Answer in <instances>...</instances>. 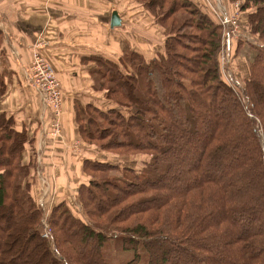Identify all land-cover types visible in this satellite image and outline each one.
Listing matches in <instances>:
<instances>
[{
  "label": "trees",
  "instance_id": "trees-1",
  "mask_svg": "<svg viewBox=\"0 0 264 264\" xmlns=\"http://www.w3.org/2000/svg\"><path fill=\"white\" fill-rule=\"evenodd\" d=\"M138 2L162 52L90 57L110 107L74 103L82 141L128 162L85 160L89 222L39 204L36 137L0 112V264H264V0L241 6L261 43L243 81L225 77L224 26L201 0Z\"/></svg>",
  "mask_w": 264,
  "mask_h": 264
},
{
  "label": "crops",
  "instance_id": "crops-1",
  "mask_svg": "<svg viewBox=\"0 0 264 264\" xmlns=\"http://www.w3.org/2000/svg\"><path fill=\"white\" fill-rule=\"evenodd\" d=\"M133 1L138 15L144 16L143 5L138 0ZM127 2L129 0H0V112L14 117L18 129L26 128L29 135L36 137L35 151L39 149L38 139L43 145H50L52 151L65 152L73 142L77 150H81L77 143L86 145V149L95 148L82 141L75 121V102L89 104L103 97V93L94 89L95 62L89 56H81V52L98 48L99 23L106 35L124 32L125 22L120 29L111 28V16L115 11L123 16L119 8ZM136 23L145 22L137 18ZM36 46L41 49H34ZM41 50H45L47 58H52L57 70L65 72L60 76L64 85L78 94L71 103L64 104L59 138H52L48 129H44L50 120V110L29 78L31 58ZM82 96L89 99L82 101ZM78 157L73 158L74 165L80 167L77 174L85 177L83 165L87 159ZM58 159L66 161L63 157ZM54 194L53 191V200Z\"/></svg>",
  "mask_w": 264,
  "mask_h": 264
},
{
  "label": "rangeland",
  "instance_id": "rangeland-1",
  "mask_svg": "<svg viewBox=\"0 0 264 264\" xmlns=\"http://www.w3.org/2000/svg\"><path fill=\"white\" fill-rule=\"evenodd\" d=\"M201 1L214 11L217 16L216 18L222 26L223 24H225V20L228 21V25L230 26L227 28L223 27L224 29L222 31L224 34V38L222 39L225 42L223 56L226 60L225 64L222 63V67L226 71L225 77L227 78V80L236 79L237 81H243L244 76L248 75V63L252 61L257 54V50L254 49L261 45L260 41H258L257 39L252 40V38L247 36L248 30L250 29L248 27L249 25L247 24L246 15H243V13L241 12V8L238 9L239 15L235 13V7L239 6L240 4L242 5L243 0H236L234 3H229L228 0L227 2L225 0ZM215 2L217 4L219 3L217 5L218 8H222L223 10H225L227 14L226 16L220 17V14L218 13L219 11L217 12ZM134 3L135 2L133 0H129V2H127L125 6H121L119 8L122 11L123 15L120 16V18L122 22H125V29L123 30L124 32L121 31V33L117 32L118 34L115 33L113 35H106L102 30H100V28L103 29L104 27L99 23L98 48L96 50H82L81 56H89L88 58L93 56H100L117 61L125 51L121 49L125 48L136 49L134 51L143 54L146 57H154L159 52H162V46L164 44L165 38L162 36V34H160V27L156 25L155 17L147 12V9H145L144 16L138 15L139 10ZM100 10L101 9H99L98 11L99 16L102 13V11ZM137 18L143 19L145 23L137 24ZM193 38L194 37H190L189 42L197 44L196 42H198V40ZM38 46H36L34 49L40 50L41 48H38ZM101 48H104L106 50H100ZM44 51L41 50L35 53H39L41 55V58L56 76V80L58 82L57 89L60 92V106L57 109L60 112L59 115H57L53 110L56 108L51 103L54 102L55 99L49 96V92L47 90H44L45 87L41 86L43 83H45L40 76V71H43V67L39 62H34L35 53L31 58L28 73L31 84L39 93L45 106L50 110V120L48 124L44 126V129H48L47 132L52 136V138H59L60 130L62 129L61 122L62 119H64L63 114H65V111L63 110L64 104L71 103L72 98L75 95V97H77L78 94H75L76 90L69 89L64 85L63 78L60 76L65 72H60L59 70H57L52 58H47V56L44 54ZM98 98L99 99H95L91 102L95 103L98 107L104 105L105 108L110 107V104L104 97ZM87 99H89V97L82 96L81 98L82 101H87ZM49 103L51 107L49 106ZM74 143L75 142H73L71 146L66 147L65 152H60L52 151L50 149V145H43L42 141L38 139V151L36 150V152L35 148L33 151H31L30 148L28 149V152H33V162L35 165V167H33L34 171L32 174L31 183L35 185L36 195L39 197V201L45 194V190L51 193V184L52 189L55 192L54 198H56L55 200L48 199L47 204L45 205L47 209H50L51 211V209L58 202L68 201L74 208L75 214L79 218H82L86 222H89L82 204L78 198L79 187L82 183L86 182V177H82L81 173L80 175L77 174V171L80 170V167L78 165H74L73 158H77L79 156L78 158L80 160L88 159L102 163L110 162L114 165H119L121 168H124L125 164H127L128 162L105 154L101 150L96 148L86 149V147L84 148V146L86 145L81 143H77V146L79 145L78 148H81V150H77L76 143ZM61 157L66 158V161L63 162L61 159H58ZM121 161L123 162L121 163ZM137 166H139V164H137ZM120 176V172L111 173V178ZM73 196H75V198H72ZM45 201L46 199L42 202L43 207ZM125 258L126 257L123 254L119 255L120 261H123V259Z\"/></svg>",
  "mask_w": 264,
  "mask_h": 264
},
{
  "label": "built area",
  "instance_id": "built-area-1",
  "mask_svg": "<svg viewBox=\"0 0 264 264\" xmlns=\"http://www.w3.org/2000/svg\"><path fill=\"white\" fill-rule=\"evenodd\" d=\"M219 4V3H218ZM217 3L215 4L216 5V8H217V12L220 14V17L221 16H226V12L225 10H223L222 8H218ZM241 4L239 6H236V10H235V13L239 15V11L238 9L241 8ZM225 24H223L224 28H227L229 27L230 25H228V21L225 20L224 21ZM37 61L39 62L42 67H43V71H40V76L42 77V80L45 82L43 83L41 86L45 87L44 90H47L49 92V96H51L52 98H54V102H51L54 107L56 109H53L57 115L60 114V112L57 110L58 107L60 106V102H59V97H60V92L58 91L57 89V80H56V76L55 74L53 73V71L50 70V68L48 67V65L44 62V60L41 58V55L39 53H35V56H34V62ZM225 57L222 58V63L225 64ZM49 106L51 107L50 103H49ZM50 187H51V193L49 191H46L45 190V194L43 195L42 199L39 201V204L42 205V202L46 199L45 203H44V207L45 205L47 204V201L48 199L50 200H53V189H52V186L50 184ZM47 236V235H46Z\"/></svg>",
  "mask_w": 264,
  "mask_h": 264
},
{
  "label": "water",
  "instance_id": "water-1",
  "mask_svg": "<svg viewBox=\"0 0 264 264\" xmlns=\"http://www.w3.org/2000/svg\"><path fill=\"white\" fill-rule=\"evenodd\" d=\"M121 26H122V20L120 18L119 13L115 11L112 13V16H111V28L115 29Z\"/></svg>",
  "mask_w": 264,
  "mask_h": 264
}]
</instances>
